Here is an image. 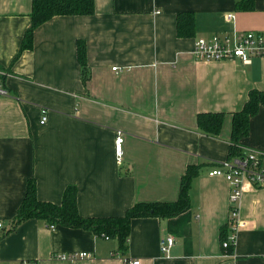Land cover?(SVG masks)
I'll return each mask as SVG.
<instances>
[{
	"label": "crops",
	"instance_id": "obj_1",
	"mask_svg": "<svg viewBox=\"0 0 264 264\" xmlns=\"http://www.w3.org/2000/svg\"><path fill=\"white\" fill-rule=\"evenodd\" d=\"M242 1L249 2L94 0L92 15L55 17L21 49L32 0H0V83L9 94L0 97V264H264V188L243 185L240 227L224 250L232 235L231 187L208 176L248 152L264 167V107L238 146L231 143L232 114L251 91L264 92V58L202 62L192 54L200 38L264 34V0L239 9ZM187 12L194 27L179 37L176 17ZM78 41L86 47L85 82ZM201 113L224 115L217 136L198 129ZM192 166L190 209L132 220L123 253L116 239L82 229H51L37 219L12 226L32 179L39 201L60 204L64 190L75 187L81 217H117L137 203L175 202ZM168 236L174 244L162 254ZM78 252L90 257L57 259Z\"/></svg>",
	"mask_w": 264,
	"mask_h": 264
},
{
	"label": "trees",
	"instance_id": "obj_2",
	"mask_svg": "<svg viewBox=\"0 0 264 264\" xmlns=\"http://www.w3.org/2000/svg\"><path fill=\"white\" fill-rule=\"evenodd\" d=\"M237 7L239 9L251 8V0L246 4L243 1L239 2ZM93 13L94 0H32L31 26L24 34L21 49L30 46L34 30L43 23L59 16H88ZM193 27L192 13L177 15L176 28L179 37L190 35ZM76 45L77 61L82 68V79L85 82L89 77L86 67V47L81 41H78ZM261 107H264V92L254 90L249 93L248 100L242 110L232 114V148H236L239 141L248 135L250 120ZM223 116L222 113H201L196 119L197 127L206 135L217 136ZM196 174V167L187 168L181 178L179 195L175 202L137 203L122 216L103 218H83L79 215L75 187H67L64 190L60 204L39 201L36 197L35 182L32 179L28 182L25 197L12 220V226L15 228L22 221L37 219L45 221L49 225L82 229L97 236L116 239L118 251L123 253L126 250L132 220L138 218L169 219L190 209L189 190Z\"/></svg>",
	"mask_w": 264,
	"mask_h": 264
},
{
	"label": "built area",
	"instance_id": "obj_3",
	"mask_svg": "<svg viewBox=\"0 0 264 264\" xmlns=\"http://www.w3.org/2000/svg\"><path fill=\"white\" fill-rule=\"evenodd\" d=\"M232 15L228 16L231 19ZM192 54L197 61H233L239 60L248 64L253 58H264V34L257 32H234L231 35L215 34L208 39L200 38L194 42ZM116 70L115 68L113 69ZM0 97H9L8 91L0 83ZM46 116H43L40 124L44 125ZM123 135L118 132L114 141L116 161H122ZM208 176L221 177L230 185L229 195V225L232 235L222 242V249H228L235 243L236 232L240 227L238 220V203L242 196V187L245 184L253 188H264V167L260 157L254 152H248L236 157L234 160H226L212 169ZM1 227V225H0ZM53 229V226L50 225ZM174 240L168 236L160 243V252L167 254L173 246ZM87 252L61 254L57 256L60 261L74 262L79 259H88ZM124 264H139V261L124 259Z\"/></svg>",
	"mask_w": 264,
	"mask_h": 264
},
{
	"label": "rangeland",
	"instance_id": "obj_4",
	"mask_svg": "<svg viewBox=\"0 0 264 264\" xmlns=\"http://www.w3.org/2000/svg\"><path fill=\"white\" fill-rule=\"evenodd\" d=\"M118 134V133H117Z\"/></svg>",
	"mask_w": 264,
	"mask_h": 264
}]
</instances>
